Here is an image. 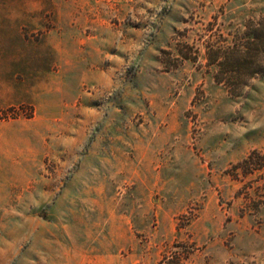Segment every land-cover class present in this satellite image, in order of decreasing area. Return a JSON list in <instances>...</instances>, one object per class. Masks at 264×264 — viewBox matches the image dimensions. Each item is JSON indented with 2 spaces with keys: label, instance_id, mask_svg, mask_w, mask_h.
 <instances>
[{
  "label": "rangeland",
  "instance_id": "374dc122",
  "mask_svg": "<svg viewBox=\"0 0 264 264\" xmlns=\"http://www.w3.org/2000/svg\"><path fill=\"white\" fill-rule=\"evenodd\" d=\"M262 20L0 0V264H264V74L221 67Z\"/></svg>",
  "mask_w": 264,
  "mask_h": 264
},
{
  "label": "trees",
  "instance_id": "16d2710c",
  "mask_svg": "<svg viewBox=\"0 0 264 264\" xmlns=\"http://www.w3.org/2000/svg\"><path fill=\"white\" fill-rule=\"evenodd\" d=\"M229 59L221 64L222 70L238 78H245L243 84L258 74H264V20L249 31L246 45H234L229 50ZM232 76V78H233ZM234 78L232 83H234ZM253 159V156H251ZM261 160V158H260ZM248 160L245 161L247 163ZM178 259V258H177Z\"/></svg>",
  "mask_w": 264,
  "mask_h": 264
}]
</instances>
